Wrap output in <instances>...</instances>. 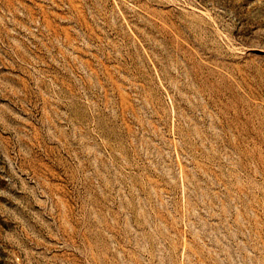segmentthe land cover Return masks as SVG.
<instances>
[{
  "label": "rangeland",
  "instance_id": "374dc122",
  "mask_svg": "<svg viewBox=\"0 0 264 264\" xmlns=\"http://www.w3.org/2000/svg\"><path fill=\"white\" fill-rule=\"evenodd\" d=\"M0 264H264V0H0Z\"/></svg>",
  "mask_w": 264,
  "mask_h": 264
}]
</instances>
